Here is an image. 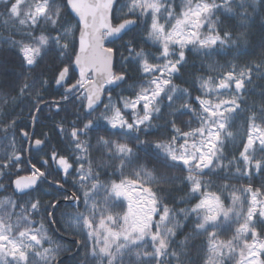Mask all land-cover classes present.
I'll return each mask as SVG.
<instances>
[{
  "label": "snow or ice",
  "instance_id": "1",
  "mask_svg": "<svg viewBox=\"0 0 264 264\" xmlns=\"http://www.w3.org/2000/svg\"><path fill=\"white\" fill-rule=\"evenodd\" d=\"M2 2L5 10L0 13V28L8 31V36L0 39V42L18 49L23 65L29 71L49 51H56L61 58L69 59V63L58 70L55 83L64 86L72 64L79 70V79L65 88L60 101L50 104L41 97V90L49 83L46 79L26 77L19 87L18 96L9 99L7 94L0 95V140L7 141L11 135L4 158L0 160V177L8 176L6 169L23 162L21 150L16 147L17 119H8L11 113L5 110L10 102L14 106L34 90L38 101L36 112L41 110L40 103L59 112L63 110L62 102L70 103L73 97L81 101L84 112L83 116L77 115L71 122V131L65 128L63 121L57 125L59 134L68 141L71 154L61 155L56 150L51 152V161L57 165V170L62 171L65 178L75 174L74 184L80 186L79 191L71 197H64L66 206L74 210L61 214L64 230L82 237L73 242L76 251L73 252L72 244L65 247L54 241L44 223L36 226L33 217L41 211L39 199L21 204L5 196L0 198V264H63L58 260L61 253H67V258L75 264L80 248L86 250L81 264L87 261H94L95 264H194L186 250L192 234L201 233H207L208 237L203 264H229V261H234V264H264V232L260 230L264 229V199H261L264 189H254L251 185L243 189L233 188L229 207L225 206L221 195L208 191L213 178L227 180V176H220V173L230 170L233 163H224L225 141L233 137L228 129L241 111L240 94L253 84L254 75L256 79L264 80V47L259 59L239 66V71L237 65H232L218 80L213 76L199 77V90L203 96L196 97L198 110L192 107L190 92L172 82L186 62L185 49L188 45L198 46L197 51L211 56L217 47L238 46L246 41L247 31H241L234 37L229 30L221 31L211 17L223 9L238 15L241 27L246 29L255 12L257 0H220L219 3L217 0H187L185 9L170 29L160 23L162 13L166 12L169 20L173 18V11L166 0H130L125 5L128 12L124 14L129 18L115 25L112 19L113 13L118 11V0ZM148 15L151 16V24L147 28V37L161 45V55L156 59H163L164 63L152 62L149 53L143 49L137 50L134 40H129V58L126 59L137 66L136 70L143 79L139 83L133 82L132 94L120 98L122 108L112 103L109 94V102L104 105L103 112L93 117L92 114L103 103L102 92L119 88L129 79L126 72L113 71L115 49L106 46V41L113 43L114 39L132 31L141 17ZM76 18L78 21L73 23ZM205 26L208 28L206 34L201 31ZM77 27L78 49L75 47ZM37 29H40L38 34ZM15 36L20 38L16 39ZM173 47L178 51H172ZM69 51L74 52V60L69 58ZM171 56L177 58L173 60ZM210 67L215 68L214 65ZM29 79H32V83L28 82ZM233 85V95L221 98L224 91L233 89ZM214 94L215 99L212 98ZM183 96H188L189 100L178 108L174 107ZM260 96L259 107L253 105L247 109L251 112L248 116L247 141L239 153V159L233 158L237 164L243 162L244 167H237L236 172L244 177L251 176L252 169L258 174L264 173V157L257 159L255 156L256 145L259 152L264 153V89ZM85 100L86 103H83ZM165 109H171L167 114L173 117L165 120V126L170 125L172 130L170 139H157L155 142L141 140V134H150L153 121L165 118ZM188 112L197 116L200 126L183 131L177 126V119ZM85 117L88 118L85 120ZM90 132L97 134L95 146L89 137ZM112 136L125 139L122 142L121 139H112ZM21 137L31 141L27 131L21 130ZM132 140L136 141L135 150L131 146ZM45 143L44 139L34 140L37 150ZM148 148L154 150L151 168L148 161L139 155L140 151ZM94 149L100 152L96 160L92 158ZM41 163L47 165L49 161L44 159ZM31 168L30 175H17L11 181L14 194L29 195L30 191H35L38 181L49 175L35 163L31 164ZM108 168L113 169V175L116 169L121 174L126 168L132 169V178L119 182L102 181L101 176L108 175ZM173 169L188 173L184 181L190 185L191 194L201 193V198L190 209L170 208L167 204L161 209L158 190L163 191L162 186L170 185L177 179L170 174ZM55 186L60 190L59 194H63V184L56 181ZM229 187L227 183L222 185L224 191H228ZM3 188L4 185H0V190ZM238 191L250 196L246 212L240 208L243 201ZM102 192L103 197L98 199ZM113 200L127 201V210L122 218L111 213ZM186 202L181 200V203ZM60 205L59 200H54L50 202L51 211L44 209L51 223H57L56 210ZM193 216L195 224L192 234L178 241L177 237ZM233 216L237 220L242 218V222L231 238L219 239L216 230L226 227ZM210 228L213 230L209 231ZM45 244L48 246L45 247Z\"/></svg>",
  "mask_w": 264,
  "mask_h": 264
},
{
  "label": "trees",
  "instance_id": "2",
  "mask_svg": "<svg viewBox=\"0 0 264 264\" xmlns=\"http://www.w3.org/2000/svg\"><path fill=\"white\" fill-rule=\"evenodd\" d=\"M130 2V0H119L117 4V9L113 13V24H118L122 22V19L129 18L124 14L128 12V8L125 7ZM168 5H170L171 10L173 11V18L167 20L168 23L173 24L176 18H179L180 13L185 9L187 0H168ZM219 3L220 0H217ZM4 4L0 0V13L4 12ZM69 11V9H68ZM251 11V9H249ZM70 12V11H69ZM73 16V15H72ZM134 18V17H132ZM211 20L216 22L221 31L229 30L233 33L235 37L241 31H247V40L242 41L238 46L234 45L231 47H217V50L211 56H205L201 52L197 51V47L188 45L185 49L186 62L181 68L179 74L173 78V84L181 89H187L191 94V104L192 107L199 109V104L196 101L197 96H203V93L199 90L198 78L213 76L217 80L220 76L231 69L232 65H237V71H239V66L244 65L252 60L259 59V53L261 48L264 47V0H257V6L254 14L250 18V22L247 28L241 27L240 18L238 15L227 13L223 9L216 12ZM77 20L73 21L76 23ZM207 23V22H206ZM151 24V16L141 17L138 21V25L129 33H127L121 40L108 44V47L115 49L116 63L114 67V72H126L129 79L124 82L119 88H112L106 91L105 99L103 105L96 110L92 115L93 117L99 116L104 110V105L109 102V94L112 97V103L117 104L119 107H123L119 103L121 97H127L133 93V88L131 85L133 82L139 83L143 76L136 70V65L130 63L129 52L127 48V42L129 40H134V47L137 50L143 49L146 53H149L152 57V62L163 64V59H156L160 57L162 48L160 45H156L148 39L147 37V28ZM40 29H37V34ZM203 33L208 32L207 26L201 29ZM55 34V33H53ZM78 35L79 29L77 27L75 36L76 43L75 47L78 49ZM8 31L0 28V39L7 38ZM14 38L19 39V36ZM71 40V38H69ZM172 51L177 52L178 48L173 47ZM68 56L70 59L74 60V52L69 51ZM177 56H171L170 59H176ZM69 63V59H63L59 56V53L56 51H49L39 63L33 67L30 71L27 66L23 65L22 56L20 55L18 49L11 47L9 44L0 42V95L7 94L9 99L11 97L18 96L19 87L25 82L26 77H31L37 80H47L49 83L45 89L41 90L42 100L48 102L49 104L53 101H60L61 97L65 91V88L69 87L72 84H75L76 80L79 79L78 75L75 72L74 64H72L69 78L67 80L65 87H57L55 83V77L58 75V70L62 68L65 64ZM214 65L213 69L210 67ZM29 83H32V79L28 80ZM39 85H37L38 87ZM264 89V80L253 79V84L248 85L241 96V111L238 112L235 118L231 121V126L228 129L233 133V137L225 141L224 163L227 165L229 161H233L232 166L229 169H226L224 172L220 173V176H227V180L220 179L218 177L213 178V184L208 189L210 192H216L222 196L225 206L229 207L232 204L231 201V191L235 189H243L248 185H251L255 188L264 189V173L258 174L255 169H252V175L249 177L241 176L236 172V168H243V162L240 161L239 164L236 163V160L233 158L239 159V153L243 150V145L247 141L248 133V116L251 115L250 109L253 105H256L258 108L261 103V90ZM234 93V85L232 90H226L223 92L221 98H229ZM206 98V97H205ZM213 99L216 98L214 94ZM189 100L188 96H183L181 99L176 101L174 107H179L180 104ZM166 102V101H165ZM86 103V100L83 101ZM38 101L35 97V91L31 94L26 95L21 98L14 106L11 102L6 106L5 110L11 113L8 119H17L16 132V147L21 150V159L22 163L15 165L10 169H6L9 173L8 176L0 177V185H4V188L0 190V198L8 196L13 200H18L21 204L29 200L39 199L41 202V211L36 214L33 219L37 222L36 226L39 227L40 223H44L46 229H48V235L57 243L67 247L69 244L73 245V252L76 251L74 240L81 239L80 236H73L70 233L64 230V224L62 217L63 212H71L74 209L66 206L65 196L71 197V194L79 191V185L74 184L76 180L75 174L69 175L65 178L62 171L57 170V165L53 164L51 161V152L53 150L58 151L61 155H70L71 148L68 144L67 139L63 138L59 134L57 125L63 121L64 126L68 131H71L70 124L73 120L76 119L77 115L83 116L84 109L81 106V101L73 98L70 103H63V110L57 112L55 108H49L44 103H40L39 107L41 110L37 114L35 121L33 120V114H36V105ZM171 109H165V118L160 120L153 121L154 127L152 128L149 135L145 136L141 134V140H148L155 142L157 139L167 141L172 135V130L170 125L165 126V120L173 119L172 116L168 115ZM88 117H85L86 120ZM102 123V122H101ZM259 124L260 121L257 120ZM157 125L159 127H157ZM177 126L180 127L183 131H190L200 126V121L194 113L188 112L177 119ZM21 130L27 131L29 134L33 131L35 135L33 136V141L36 138L44 139L46 143L39 150H35L31 146L29 150V160H27V148L28 141H25L21 137ZM46 134V135H45ZM103 134V133H101ZM2 135V133H0ZM97 134L95 132H90L89 137L91 138L93 146H95ZM112 139H121L125 138L119 136H112ZM11 140V135L7 141L0 140V160L4 158V152L7 149L8 143ZM191 142V141H190ZM131 146H136V141H131ZM257 151L255 156L257 159L264 157V153L259 152L258 145H256ZM146 152L148 153L146 155ZM139 155L142 159L148 161V167L153 166V157L154 150L148 148L145 151H140ZM100 157V152L95 149L92 152V158L94 160ZM47 159L49 163L44 165L41 163L42 160ZM35 163L37 167H40L42 171H46L49 175L41 180L39 186L29 193V195H18L14 194V188L11 184V181L19 176H28L32 172L31 164ZM108 175H102L101 180L105 182H110L116 180L119 182L121 179H130L132 169L126 168L123 174L120 173L119 169H116L115 175H113V169H107ZM171 175H174L177 179L170 185H164L163 191L158 190V196L161 200V209L164 204H167L170 208H191L193 204L198 202L201 198V193L191 194L189 189L190 185H187L184 181V177L187 176L186 171H180L179 169H173L170 171ZM207 179V177H205ZM59 181L63 184L64 192L59 194L60 190L55 188L50 182L55 183ZM229 184L230 187L228 191H224L222 188L223 184ZM238 195H241L243 201L240 208L244 212L247 211L248 200L250 196L248 193L238 191ZM82 195V194H81ZM103 192L101 193L98 199L103 197ZM187 201L186 203H181V200ZM264 199V196L261 197ZM54 200L61 201L60 208L56 210V221L55 224L56 230H54L50 224V221L47 218V212L44 211L45 208H50V202ZM83 208L81 207V211ZM127 210V201H112L111 213L113 215H119L121 218L123 212ZM19 211V209H17ZM158 219V217H156ZM99 221V214H97V222ZM242 222V218L237 220L235 216L232 217V220L226 227L217 229L219 233V239H228L235 232V228L238 224ZM122 223V219H121ZM195 224V217L193 216L189 221H187V227H185L180 235L177 237V240H183L186 235L192 234V229ZM213 229H209L212 231ZM264 232V229H260ZM249 240L251 239L248 237ZM207 233H201L199 235L192 234V238L189 240V247L186 250L194 261V264H203V258L207 254ZM45 247L48 245L45 244ZM85 249L80 248L78 255L76 256L75 264H81L85 255ZM67 253H61L58 257V260L63 259V264H74L73 261L69 260ZM86 264H95L94 261H87ZM229 264H234V261H229Z\"/></svg>",
  "mask_w": 264,
  "mask_h": 264
},
{
  "label": "water",
  "instance_id": "3",
  "mask_svg": "<svg viewBox=\"0 0 264 264\" xmlns=\"http://www.w3.org/2000/svg\"><path fill=\"white\" fill-rule=\"evenodd\" d=\"M119 1V0H118ZM69 11L71 12V10L69 9ZM73 16L75 15L74 13L72 14ZM76 20L78 21V18H76ZM112 23H113V19H112ZM135 28V27H134ZM133 28V29H134ZM127 33H129V32H127ZM126 33V34H127ZM126 34H122L121 35V38H116V39H114V42H117V41H119V40H121ZM78 37H79V35H78ZM113 42V43H114ZM108 44H111V43H109V42H107L106 41V46H108ZM79 46V45H78ZM115 63H116V56H115V53H114V58H113V71H114V67H115ZM74 69H75V72H76V74L78 75V77H79V70L75 67V65H74ZM67 80H68V78L66 79V82L64 83V86L63 87H65L66 86V83H67ZM122 85V84H121ZM56 86L57 87H61L60 85H57L56 84ZM107 87V86H106ZM110 89H112V88H110ZM106 91L107 90H105V91H103L102 92V100H103V103H104V99H105V93H106ZM74 98V97H73ZM103 103H101L100 105H99V107L97 108V110L103 105ZM40 109H41V107H40ZM39 112H36V114H35V119H36V117H37V114H38ZM35 121V120H34ZM33 133V131L31 132V134ZM30 134V136H31V141L29 140V139H25L24 138V140L25 141H28V148H27V160H29V147H30V143H31V146H32V148L33 149H35V150H37L36 149V147H35V145H34V141H33V136ZM43 147V145L41 146V148ZM42 180H44V179H42ZM40 182L41 181H38V186H39V184H40ZM55 188H57L56 186H55V183H52V182H50ZM37 186V187H38ZM36 187V188H37ZM13 188H14V185H13ZM64 188V187H63ZM58 189V188H57ZM59 190V189H58ZM65 190V189H64ZM30 192H32V191H30ZM16 194H18V195H22V194H20V193H16ZM73 194H71V196H72ZM61 202V201H60ZM50 224H51V226H52V228L54 229V230H56V228H55V224L54 223H51L50 222ZM80 251V250H79ZM63 259H60L59 261H62Z\"/></svg>",
  "mask_w": 264,
  "mask_h": 264
},
{
  "label": "rangeland",
  "instance_id": "4",
  "mask_svg": "<svg viewBox=\"0 0 264 264\" xmlns=\"http://www.w3.org/2000/svg\"><path fill=\"white\" fill-rule=\"evenodd\" d=\"M166 3L168 4L169 2H168V0H166ZM169 18H168V14L165 12V13H162V15H161V18H160V23H162V24H165L166 25V27L167 28H171V26L173 25V24H175V22H173V24L171 25V23H168L167 22V20H168ZM154 43V42H153ZM156 45H160V44H158V43H155ZM161 46V45H160Z\"/></svg>",
  "mask_w": 264,
  "mask_h": 264
}]
</instances>
